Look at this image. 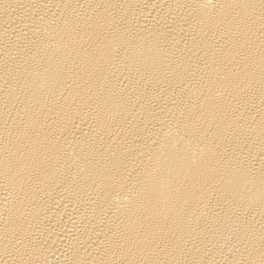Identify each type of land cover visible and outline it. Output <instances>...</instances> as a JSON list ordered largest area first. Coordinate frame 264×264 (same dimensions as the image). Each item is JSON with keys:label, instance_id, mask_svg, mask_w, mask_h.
Segmentation results:
<instances>
[{"label": "bare ground", "instance_id": "obj_1", "mask_svg": "<svg viewBox=\"0 0 264 264\" xmlns=\"http://www.w3.org/2000/svg\"><path fill=\"white\" fill-rule=\"evenodd\" d=\"M0 264H264V0H0Z\"/></svg>", "mask_w": 264, "mask_h": 264}]
</instances>
